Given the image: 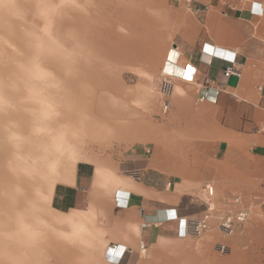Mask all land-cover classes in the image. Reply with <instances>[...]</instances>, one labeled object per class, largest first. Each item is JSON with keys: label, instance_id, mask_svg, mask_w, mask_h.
I'll list each match as a JSON object with an SVG mask.
<instances>
[{"label": "crops", "instance_id": "0c3cea01", "mask_svg": "<svg viewBox=\"0 0 264 264\" xmlns=\"http://www.w3.org/2000/svg\"><path fill=\"white\" fill-rule=\"evenodd\" d=\"M200 2L201 9L190 11L193 18L175 34L163 61L161 79L172 83L171 132L165 139L172 142L168 150L157 146L156 155L172 163L180 155L196 157L195 173L184 181L234 185L241 202L224 206L252 211L225 237V253L216 251L208 240L179 242L181 222L201 215L205 203L185 193L165 197L161 191L150 190L151 186L134 185L112 169L108 183L112 180L113 190L108 200H113L117 211L108 217L113 230L105 236L112 256L108 249L106 261L100 264H264V0ZM224 55L234 56V63L224 61ZM188 65L195 69L191 80L183 76ZM227 67L238 74L226 72ZM143 130L134 133L129 127L122 139L158 138L156 124ZM141 159L129 160L125 166L144 170ZM93 173L89 163L78 162L73 184L61 185L60 197L55 190L53 201L67 211L82 207ZM248 189L254 193L250 199ZM216 213L217 209L209 228L216 225ZM89 240L91 244L90 236ZM140 243L145 245L142 250Z\"/></svg>", "mask_w": 264, "mask_h": 264}, {"label": "rangeland", "instance_id": "374dc122", "mask_svg": "<svg viewBox=\"0 0 264 264\" xmlns=\"http://www.w3.org/2000/svg\"><path fill=\"white\" fill-rule=\"evenodd\" d=\"M33 1L0 0V14H2L0 15L1 33H4L8 38L11 37V30L14 29L9 27H14V20H17L20 16L28 15L29 20H31L30 22H32L28 23L33 27L37 35V37L29 38L28 40H24V37L21 35L19 37L13 35L15 44H18H16V51L14 49L11 50L8 44H4V53L7 58L0 57V93L10 94L13 89L17 90L21 87V83L18 80L16 83H13L15 72L10 67V63L14 61L13 59L18 56L21 57L23 54L27 61L31 56H34V61L28 63L30 69L39 67L40 69H48L49 72H52V66L40 65L38 59L40 60L42 55L48 56V59L52 61L56 60V57H59L61 43L54 42L53 39L50 40L41 34L38 36L40 28L44 27V25L46 26V21L49 20L51 9H59L58 0ZM200 1L202 0H121L120 4H124L123 7L130 10V14L122 15L117 0H106L103 2L102 0H97L96 14L98 24L104 18L103 21L106 20L115 31L117 30L116 24L118 22L122 23L124 21L123 23L126 22L125 24H127L128 20H131L134 23L136 18L134 11L137 10V7L144 10L146 23L149 28L146 36L148 34L154 36L146 39V55H116L109 60L90 58L86 55L80 56L84 63L88 60L85 63L86 66L79 67L75 64L71 69L82 71L79 102L76 104L72 102L74 90L72 88L64 93L69 99L65 105L52 104L49 106V111H47V114L50 112L49 114L52 113L59 116L60 113H63L64 116L61 121H56L55 119L54 121L53 116H47L46 118L47 126L44 132L48 136L49 141L46 148L48 150L46 158L51 164L52 175L49 178V188L42 184L44 178L41 170L38 171L41 177L35 176L37 175L35 172V168L37 167L32 163L33 157H35L34 163L37 162V159L39 163L37 164L39 165L38 168L42 169L44 165V158L42 156L45 147H43V151L41 149L40 151L36 150L35 153L33 152L34 155L32 156L18 152L12 157V153L9 151L10 155L7 152L6 155L0 157L2 158L0 160L3 165H9L8 169L21 170L23 176L29 179H33L34 177V185L28 191L36 195L31 207L38 209L37 213L48 227V240L51 245L48 249L49 252L47 250L48 264H69L71 260H75L76 264H100L106 261L104 255H107L106 251H108L109 245L105 236L109 231L112 232L113 230L108 217H111L112 213L117 211L113 200L110 203V199L108 200L113 190L112 180L108 183L109 175H111L112 179V169L118 175L127 176L134 185L138 182L140 185L142 183V185L151 186L149 187L150 190L154 192L161 191L165 197H176L185 193L187 196L195 197L199 200L202 197L201 186L204 183H211L214 187L213 202L214 209H217L216 216L229 208L224 206L228 200L234 196H239V189L234 185L231 187H225V185L224 187H219L217 182L213 180H200L199 182L184 181L185 179H192L191 176L195 173L193 169L197 166L196 157L180 155L175 158L177 161L172 163L171 159L167 160L164 157L162 159V157L156 155L157 146H163V148L168 150L172 142L170 139H165V137H169L171 132L172 113L169 107L165 114H162L160 110L163 100L167 99L169 101L170 97L161 94L159 90L163 61L167 51L171 47L175 34L182 27H186L189 19L193 18L190 11L201 9L200 5L202 3ZM83 4L85 5L86 3ZM12 5H15V7ZM133 7L136 8L134 9ZM14 10L18 11L15 12ZM110 17L115 21L110 19ZM56 19L57 14L52 19L53 22H51L50 26H54ZM8 30H10V33ZM76 31L73 26L66 29H62L61 27L59 34L63 40L66 36L74 44V40L72 39H74ZM3 42L5 43L6 39H3ZM25 42L28 44L27 50L25 49L27 45ZM73 60L76 62V59ZM19 61H22V58ZM23 63L22 65H25ZM61 71L57 72L60 78ZM95 71H98V74L94 73ZM4 102L8 103L7 100ZM4 124L6 125V123H2V126ZM155 124L159 127L157 139H122L123 131L128 130L129 127H131V132L139 133L140 131H144V127L154 128ZM7 134L4 132L0 136L6 139V136H9ZM161 137L164 139H161ZM53 151L59 153L58 158H54L52 155ZM138 158H142V166H145L144 170H133L125 166L127 161H133ZM78 162H87L94 168L92 187L84 192L86 202H84L82 207L67 211L65 208L60 207L57 201H53V196L56 190L57 196L60 197L61 194H59L58 189L61 185L73 184ZM108 166L111 168L110 173ZM168 182H171V184L167 185ZM37 184L40 185L37 186ZM133 189L138 190L137 187H133ZM21 191L25 190L22 189ZM258 191V195H261L263 189L259 188ZM253 195L254 193L251 194V189H248L249 199ZM246 209L247 211H252L249 207H246ZM215 221L216 225L210 227L201 237L185 236L179 242L202 243L208 240L213 246L219 242L226 243L225 237L227 235L222 234L218 230L217 219ZM71 226L77 227V233H74L69 228ZM38 227L41 229L45 228L43 222ZM78 234L80 235L78 236ZM88 235L92 239L91 244L89 243ZM71 245L79 250L67 253V249ZM56 258H59V260L56 261Z\"/></svg>", "mask_w": 264, "mask_h": 264}, {"label": "bare ground", "instance_id": "6f19581e", "mask_svg": "<svg viewBox=\"0 0 264 264\" xmlns=\"http://www.w3.org/2000/svg\"><path fill=\"white\" fill-rule=\"evenodd\" d=\"M103 1L106 0H102V2ZM57 3L59 4V9L56 10L52 8L50 12L48 11L50 13L49 20L46 21V26L44 25V27L42 26L40 28V33H38V36H40L41 34L43 37H47L50 40L53 39L54 42H59V44L61 43V49H59L60 53L58 54L59 57H56V60H49L48 56L45 55H42L40 57V60L38 59V63L40 65L52 66V72H49L48 69H40L39 67L30 69L28 63H32L34 61V56H31V58L29 60L27 59L26 61V58H24V55L22 54L21 57L18 56L17 58L13 59V63H10V67L15 72L13 83H16V81L18 80L21 83V87L17 90L13 89L12 93L10 94H4V92L0 93V135L4 132L8 133L7 135H9L6 136V139L0 136V138H2L0 140V157L6 155L7 152L8 155H10L9 151H11L12 157L18 152H23L24 154L32 156L34 155L36 150L40 151L42 149L43 151V147H45L42 156V158H44V165L42 166V169L38 168L39 165L37 164L39 163L37 159V162L34 163L35 157H33L32 163L37 167L35 168V172L37 173V175H35L36 177H41V174L43 173L44 182L42 184L47 188H49V178L52 175L50 168L51 164L46 158L48 156V150H46V148L49 144L48 136L44 132L47 126L46 118L47 116H53V120L55 119L56 121H61L62 118H64L63 113H60L58 116L52 113L49 114L50 112H48L47 114V111H49V106H51L52 104L65 105V103H67L69 99L64 95V93L72 88H74L72 94V102L74 104L79 102L78 100L79 90L81 89L80 83L82 71H74L71 69L75 64L79 67L86 66L85 63H87L88 60H86L84 63L80 56L86 55L90 58L107 60L116 55L143 56L147 53L145 49L146 39L154 37L149 34L146 36V32L149 31V28L146 23L145 12L140 7H137V12L134 11V14H136V18L134 17V23H132L131 20H128L127 24H125L126 22L123 23L124 21L122 23L118 22L116 24L117 30L115 31L114 28L111 27V25L106 20L103 21L104 18L102 19V22L98 24L96 14L97 0H58ZM83 3L86 4L84 5ZM120 3L121 0H117V4L118 7L121 8L120 11L122 15L130 14V10L126 7H123L124 4L122 5ZM13 7H15V5ZM33 8L35 9V7ZM18 9L20 10V8ZM56 14L57 19L55 20L54 26L52 27L50 26V24L51 22H53L52 19ZM110 19L112 18L110 17ZM30 21L31 20H29L28 15L20 16L19 18H17V20L15 19L14 27H9L13 28L14 30H11V33L10 30H8L11 34V37L9 38L4 33L0 32V57L7 58L4 53V44H8L11 50L16 49V46L18 44H15L14 36L19 37V35H21L22 37H24V40L37 37L35 33L36 31L28 23ZM25 22H27L28 24ZM72 26L77 30L74 39H72L74 40V44L73 41L66 38V36L63 40L59 34V30H61V27L62 29H66ZM62 36L64 37L63 34ZM3 39H6L5 43L3 42ZM25 44L27 43L25 42ZM27 48L28 44L25 46L26 50ZM21 58L22 61H19V59L21 60ZM73 59H76V62ZM22 62H24L25 65H22ZM60 71L61 78L58 77L59 73L57 74V72ZM94 73L98 74V71H95ZM92 99L94 100V98ZM5 100H7L8 103H5ZM161 108L162 105L160 107V110ZM2 123H6V125L4 124V126H2ZM53 143H55V141H53ZM52 155L54 156V158L59 157V153L55 151H53ZM0 159L2 160V158ZM1 160L0 264H48L49 261L47 250L51 247L50 241L48 240V227L42 217L37 213L38 209L31 207V204L33 203L34 197L36 195L28 191V189L32 185H34V177L33 179H29L23 176V172H21V170L19 171L8 169L9 165H3ZM40 170L41 174L38 172ZM29 174L31 175V173ZM38 185L40 184H37V186ZM22 189H24L25 191L22 192ZM42 222L45 228L41 229L40 227H38V225ZM69 228L74 231V233H77L76 226H71ZM76 250H78V248L76 249L75 246L71 245L67 249V253H72ZM58 260L59 258H56V261ZM69 264H76L75 260H71V263Z\"/></svg>", "mask_w": 264, "mask_h": 264}, {"label": "built area", "instance_id": "2783aa9c", "mask_svg": "<svg viewBox=\"0 0 264 264\" xmlns=\"http://www.w3.org/2000/svg\"><path fill=\"white\" fill-rule=\"evenodd\" d=\"M224 61L233 64L235 57L232 56L231 58H227L226 55L223 56ZM226 72H231L238 74V71L227 67ZM172 83L169 78H162L160 81V91L163 95H168L171 92ZM168 110V101L167 99L163 100L161 113L165 114ZM264 128V126H263ZM135 174V173H134ZM170 183H168L169 185ZM201 194L200 197L201 201H203L206 205L204 212L196 217H191L188 219H184L181 225V229L178 232L180 236H191L194 238H199L204 233H206L209 229V220L213 216L214 212V202H213V195H214V187L211 183H204L201 186ZM241 202V198L239 196H234L232 199L228 200L226 204H239ZM248 211L246 208L242 207L240 209H232L228 208L223 213L219 215H215L217 219V228L218 230L224 235H231L238 225H241L247 218ZM183 232V235H181ZM145 245L143 243L139 244V249H144ZM216 251L219 253H225L228 250V246L224 242L216 243L215 245Z\"/></svg>", "mask_w": 264, "mask_h": 264}, {"label": "snow or ice", "instance_id": "6c2138e0", "mask_svg": "<svg viewBox=\"0 0 264 264\" xmlns=\"http://www.w3.org/2000/svg\"><path fill=\"white\" fill-rule=\"evenodd\" d=\"M205 51H210V49L205 48ZM229 58H231V55H229ZM169 59H171V57ZM194 71H195V69L191 65H188L187 66V70L184 71V73H183L184 79L185 80H191V78H192V75L191 74ZM169 215L170 216H174L175 214L173 212H170ZM181 223H183V222H181ZM181 235H183V232H181ZM119 251H123V248H120ZM109 253H111V249H109Z\"/></svg>", "mask_w": 264, "mask_h": 264}]
</instances>
